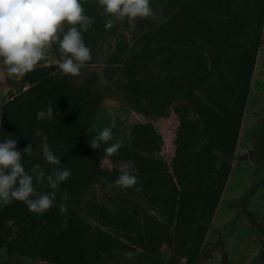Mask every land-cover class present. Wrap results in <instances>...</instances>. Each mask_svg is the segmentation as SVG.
Segmentation results:
<instances>
[{
	"label": "trees",
	"instance_id": "obj_1",
	"mask_svg": "<svg viewBox=\"0 0 264 264\" xmlns=\"http://www.w3.org/2000/svg\"><path fill=\"white\" fill-rule=\"evenodd\" d=\"M162 12L142 37L141 52L131 59L128 44L119 41L108 56L118 67L116 89L138 114L131 125V143L108 156L112 169L103 168L107 156L101 144L92 149L97 135L92 124L103 95L89 81L77 84L61 73L59 65L37 67L24 75L27 90L10 96L1 106L0 143L17 140L31 155L22 163L29 173L39 163L43 137L71 176L60 185L56 205L36 214L24 202L0 204V249L50 264H118L122 253L138 252L133 264H197L206 243L213 215L231 173L257 54L264 40V0H159ZM94 23L82 38L91 49L114 37L117 26L105 28L98 0H80ZM67 27V26H65ZM253 31L254 35L250 33ZM51 53L60 63L58 45ZM162 57L166 72L154 66ZM153 65V66H151ZM153 67V69H151ZM183 68L176 74V68ZM52 106L53 119L37 120L42 107ZM172 124L166 159L158 157L163 138L154 121ZM39 130V135L37 134ZM264 156V136L260 141ZM126 165L139 185L124 189L143 198L149 210L130 196L119 195L110 209L91 202L79 213L82 198L96 183L112 184ZM264 186L256 182L240 203L251 226L264 228L248 209L250 199ZM136 187H142L136 191ZM41 191H48L42 183ZM69 194L62 200L63 192ZM66 203L62 215L58 205ZM67 217V226L63 222ZM170 256L164 261L161 250Z\"/></svg>",
	"mask_w": 264,
	"mask_h": 264
},
{
	"label": "rangeland",
	"instance_id": "obj_2",
	"mask_svg": "<svg viewBox=\"0 0 264 264\" xmlns=\"http://www.w3.org/2000/svg\"><path fill=\"white\" fill-rule=\"evenodd\" d=\"M159 0H150V7L158 14L162 12ZM157 20L150 18H124L116 22L117 32L114 37L100 44L93 52L91 59L84 63L78 76H70L77 84L89 81L92 87L100 90L103 95L100 107L92 124V131L98 134L104 127L112 129L113 139L109 143L119 142L129 146L131 143V125L138 120L139 114L124 100L123 94L116 89L119 65L108 63V56L114 51L117 42L128 44L125 55L129 59L140 53L143 45L142 37L151 27L148 23ZM264 40V26L261 30ZM254 35L253 31L250 33ZM59 65L57 58L48 49L46 59L37 67ZM153 66V65H151ZM163 74L166 65L162 57L154 63ZM153 69V67H151ZM185 71L176 68V74ZM23 77H9L5 67L0 63V109L10 96L23 94L27 90ZM1 123V112H0ZM156 130L163 138L162 150L158 157L166 159L172 137V124L168 120L154 121ZM264 136V43L260 47L251 81V90L247 99L243 121L239 131V139L231 162V173L221 196L220 202L213 215L205 238V247L199 256L197 264H264V234L253 228L248 219L240 212V203L249 189L264 177V156L260 152V141ZM42 143L38 144V153L42 155ZM103 168L112 169V162L106 156L102 162ZM109 183H96L89 187L88 193L82 198L79 213L93 226H99L93 219L83 214L84 207L97 202L112 209L118 203L119 195L130 196L138 201L145 210H149L143 198L125 190L114 187L105 191ZM248 209L255 215L257 221L264 228V186H261L249 201ZM122 253L118 257V264L135 263L136 254ZM170 253L161 250L162 260L166 261ZM0 264H50L39 259H32L15 255L8 258L5 250L0 249Z\"/></svg>",
	"mask_w": 264,
	"mask_h": 264
},
{
	"label": "clouds",
	"instance_id": "obj_3",
	"mask_svg": "<svg viewBox=\"0 0 264 264\" xmlns=\"http://www.w3.org/2000/svg\"><path fill=\"white\" fill-rule=\"evenodd\" d=\"M105 15V28H112L124 18H150L157 13L150 7V0H98ZM94 23V17L85 13L80 0H0V63L9 77H23L33 71L46 59L48 49L56 44L61 54L59 69L66 76H78L84 63L91 59V49L83 41L82 33ZM67 26V27H65ZM37 120L53 119L52 106L41 108L36 113ZM39 135V130H37ZM113 139L112 129L104 127L90 142L92 149L108 144ZM119 142L111 143L104 149L107 156L116 154ZM41 151L44 161L53 166L50 171L36 163L31 172L26 171L22 155H31V143L21 152L17 140L7 139L0 143V204L13 201L24 202L29 211L43 214L56 205L60 185L71 176V170L60 167V158L51 150L47 137H43ZM48 191H41L40 186ZM139 180L131 174L126 165L119 169L114 182L105 188L124 189L139 185ZM142 187H136L141 191ZM68 200L65 191L60 197ZM62 215L68 205H58ZM67 226V217L63 222Z\"/></svg>",
	"mask_w": 264,
	"mask_h": 264
}]
</instances>
